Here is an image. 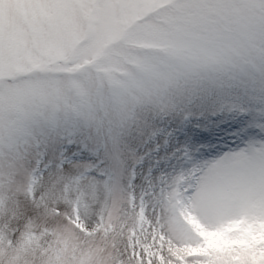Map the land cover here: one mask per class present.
I'll list each match as a JSON object with an SVG mask.
<instances>
[{"label":"snow or ice","instance_id":"snow-or-ice-1","mask_svg":"<svg viewBox=\"0 0 264 264\" xmlns=\"http://www.w3.org/2000/svg\"><path fill=\"white\" fill-rule=\"evenodd\" d=\"M0 264H264V0H0Z\"/></svg>","mask_w":264,"mask_h":264}]
</instances>
